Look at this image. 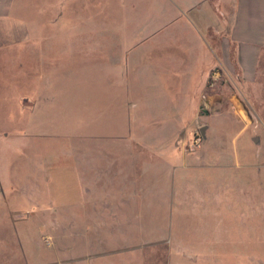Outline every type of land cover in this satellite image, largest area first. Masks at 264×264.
I'll return each instance as SVG.
<instances>
[{"label": "rangeland", "instance_id": "obj_1", "mask_svg": "<svg viewBox=\"0 0 264 264\" xmlns=\"http://www.w3.org/2000/svg\"><path fill=\"white\" fill-rule=\"evenodd\" d=\"M4 5L0 264H72L68 255L83 254L90 235H96L93 225L75 222L82 215L107 224L102 227H122L113 232L117 241L130 226L135 252L152 251L151 245L166 251L173 240V257L147 255L148 264H264V67L257 81L249 82L228 59L218 64V56L227 54L222 39L229 38L231 19L208 30L201 29L200 15L194 18L195 52L203 51V42L210 57L193 67L198 76L191 93L193 122L178 142L194 156L217 160L226 154L217 164L206 158L207 166L219 167L215 172H184L186 189L177 192L173 209L169 199L162 206L156 189L167 182L158 159L162 148L155 147L144 161L130 153V130L132 137L156 132L146 120L142 127L135 120L132 125L131 117L156 113L159 102L165 108L173 71L179 69L176 60L183 57V50L173 49V0H9ZM222 6L232 13L231 3ZM27 39L33 47L27 48ZM207 73L216 85L200 97ZM257 156L255 177L254 168L241 166L253 165ZM138 177L140 189L133 183ZM89 182L97 189H85ZM141 197L145 201L137 200ZM160 234L168 242H136V236ZM135 252L130 264L143 259Z\"/></svg>", "mask_w": 264, "mask_h": 264}, {"label": "crops", "instance_id": "obj_2", "mask_svg": "<svg viewBox=\"0 0 264 264\" xmlns=\"http://www.w3.org/2000/svg\"><path fill=\"white\" fill-rule=\"evenodd\" d=\"M7 1L9 0H0V18L4 16V11L6 9L4 4ZM225 2L231 3V14L227 13L228 9H226L225 6H222ZM173 5L176 8V10H173V42H175L173 43V49H177L178 51L183 50V52H181L183 57L182 60L179 59L180 61L176 60L175 66H179V69L173 71V77H171L173 79V83L169 81L173 84V91H167L168 94L166 95V98L169 100L166 103L165 108L163 107V104L159 102V104H157L159 105V108L156 113L137 112L133 115V117H131L133 119L132 125L135 120L136 123H138L137 126L142 127V125H145L144 121L146 120L147 122L153 123L156 127V132L153 134V137L145 138L142 135L139 137H132V130H130V139L132 144V150L130 153L133 154V156L138 157V159L144 161L149 157L148 154L155 152V147L162 148L158 150L160 154L158 159L165 166L164 169L162 168L161 175L163 178L167 177V179L165 178L167 182L166 185L156 189H161L160 192L163 195L161 203L162 206L165 207L164 201L165 199H169L170 204H173V209H176L178 208V206L175 205V200H177L176 194L180 191V189H186L185 186L187 178L186 173L184 172L187 170H209L211 172H215L217 168H219L216 165L207 166L206 158L207 160L211 159H208L209 157H206L205 154L197 156L187 154L182 150L181 143L179 144L178 142L180 139L178 137L182 134L181 132L190 127L193 122L191 115L194 114L195 108L194 104H191L193 103L191 99L193 96L191 93L194 92L195 80L198 77L195 75L193 67L195 64L198 65L200 60L199 58L202 60V58L206 56V60L209 62L210 57L209 47H207L203 42H199L203 51L195 52L198 50L194 47L195 42L192 39L194 30L198 28L197 26H194L195 15H197V17L200 15L202 18L201 21L203 22V25L201 26V29L206 28L208 30L212 28L215 22H220L222 18L227 20L231 19L232 23L230 26L229 38L222 39V41L225 40L228 44L227 54L218 56L216 60L218 64L222 65L225 64L226 59H228V61H230L229 64L234 63L240 66L247 81L256 82L257 74L260 72L259 67H264V0H173ZM224 12L226 13L225 15L223 14ZM31 28L32 27L29 28L28 33H30ZM26 43L28 48L33 47L35 42L27 39L25 44ZM14 44L18 45L20 43L15 42ZM211 82H213V79H211L209 77V73H207L205 84H202L200 87L202 90L200 97L204 96L205 91L209 93L210 90L214 89L216 84ZM205 112L208 111L204 109L203 114H209V112L208 114ZM170 129H173V133ZM252 142L257 145V143L254 142V139H252ZM252 150L253 149L251 147V152ZM222 154L226 153L219 154L217 160H211L212 163L216 162L214 164H217V162H220ZM85 158L88 159L87 156H85ZM130 160L132 161V159ZM84 162L87 163V161ZM252 163L253 165H244L241 167L247 169L254 168L255 177H257L258 156ZM135 165L134 170L138 169L137 164ZM178 171L181 173L183 172L182 177L177 176ZM136 175L137 173L133 174V176ZM156 175H158L157 172ZM248 175L249 173L246 174L245 177L247 178ZM213 176L217 177L219 174L216 176V174L213 173ZM158 177H160V175ZM129 178V175L127 174L125 180L123 179V181L128 184ZM138 182L139 177L136 181H133V183L136 185L135 187H137V189H140L141 186L137 185ZM84 188L97 189V186L91 185V182H89ZM105 189L108 188L105 187ZM146 190L151 192L152 189L148 187ZM153 190L155 191V189ZM137 200L145 201V197L138 198ZM111 204H113V202L108 204V206H111ZM75 222L80 225H93L94 229L97 231L95 230L96 235H90L89 244H85L86 247L84 248H86V250L83 254H80L79 256L68 255L69 259L73 258L72 264H130V255L135 252V250L130 249V241H133L134 239H132L133 236H129L131 233L129 228L130 226L127 228L128 232L126 237L123 240L117 241L119 240L118 238L113 240V232H116L119 228L122 229L120 226L113 227L110 225L111 227H102L99 225L107 224L99 220L94 222L92 219H88L83 215L82 217L77 216ZM109 231L111 232V237L106 238L105 233H108ZM137 235L139 237V232ZM138 237L136 236V242H139V240L143 242H168L167 236H163V234H160L157 237H153V235L146 238ZM169 243L170 249L166 251L162 249L156 250L155 245H151L149 247L153 248L152 251L143 250L135 252L139 258H143L138 262V264H148V260L145 261L144 259H149V257H173V240ZM186 248L187 253H190V255L193 256V246L187 245ZM147 255L150 256L147 257ZM154 263L159 264L156 261H151V264Z\"/></svg>", "mask_w": 264, "mask_h": 264}, {"label": "water", "instance_id": "obj_3", "mask_svg": "<svg viewBox=\"0 0 264 264\" xmlns=\"http://www.w3.org/2000/svg\"><path fill=\"white\" fill-rule=\"evenodd\" d=\"M206 114H208V112H205ZM207 126H205V127H203L202 129H201V134H202V136L204 137V139H206V131H207ZM254 142L255 143H257V144H259V139L258 138H254Z\"/></svg>", "mask_w": 264, "mask_h": 264}]
</instances>
